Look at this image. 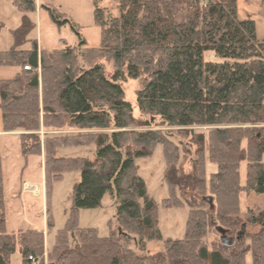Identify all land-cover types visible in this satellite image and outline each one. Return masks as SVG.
Returning a JSON list of instances; mask_svg holds the SVG:
<instances>
[{"label":"trees","instance_id":"1","mask_svg":"<svg viewBox=\"0 0 264 264\" xmlns=\"http://www.w3.org/2000/svg\"><path fill=\"white\" fill-rule=\"evenodd\" d=\"M12 1L22 25L12 33L14 49L0 52V67L20 73L0 81L3 130L26 133L19 136L25 157H44L47 199L65 173H80L81 181L66 226L46 252L44 231L7 232L0 153V264H11L17 246L22 264H46V258L48 264H247L250 253L253 264H264V212L241 208L243 194L264 195V41L254 22H238L237 0H115L118 18L93 0L101 30L96 49L57 8L42 6L58 28L70 24L80 40L76 48L52 51L29 40L36 1ZM26 43L29 50L19 49ZM102 60L112 64L111 74L97 64ZM143 76L138 108L158 118L159 129L135 118L121 86ZM42 127L76 133L42 137ZM175 135L190 139L191 148L175 142ZM160 145L170 192L163 203L188 206L186 235L165 241L161 255H141L163 235L137 162L153 157ZM75 148H95V157L59 156ZM209 163L217 166L210 176ZM106 195L116 201L118 230L101 237L79 226V213L101 207ZM205 198L214 200V211ZM46 218L49 233V210ZM248 227L261 230L252 234ZM218 228L227 231V244ZM213 235L220 241L211 242Z\"/></svg>","mask_w":264,"mask_h":264},{"label":"rangeland","instance_id":"2","mask_svg":"<svg viewBox=\"0 0 264 264\" xmlns=\"http://www.w3.org/2000/svg\"><path fill=\"white\" fill-rule=\"evenodd\" d=\"M38 6L36 13L29 15L35 24V29L29 36V40L37 41L40 50L52 51L65 47H78L80 40L73 32L70 24L58 28L51 20L49 14L42 6L55 7L66 16V19L78 26L82 37L89 48H99L101 45V30L95 23L93 0H35ZM219 3L220 0H213ZM100 8L106 9L110 17H119L120 12L115 0H101ZM236 18L238 22H254L259 40L264 41V5L262 0H237ZM23 14L14 5L12 0H0V52L14 49L15 40L13 32L22 25ZM180 20V18H178ZM31 45L26 43L19 49L29 50ZM213 59V57H209ZM109 74L113 72L112 64L105 60L99 61ZM40 72V71H39ZM20 73L19 68L0 67V81L14 79ZM148 78L128 79L121 84L127 101L132 105L134 116L137 119L148 120L153 128L160 122L158 118L143 116L137 103V94L146 85ZM165 131L177 129L160 128ZM42 137L49 135H65L76 133L69 130L45 131L42 127L39 132ZM26 134L22 131L5 133L3 130L2 113L0 110V153L2 159L3 180L6 200L7 232L17 234L20 230H39L45 232L46 252L51 250L55 242V234L64 229L71 209V198L75 187L81 181V174L77 172L65 173L63 178L55 181L50 186V195L46 197V175L44 157L40 155L24 156L19 136ZM44 139V138H42ZM174 141L181 146L191 148L190 139L174 136ZM95 148L64 149L59 152L61 158L93 159ZM139 175L146 181L148 191L158 207L159 228L163 235V241L151 242L141 255L158 256L164 253V243L168 240H182L186 235V226L189 214L188 206L168 208L163 201L169 198L170 192L164 181L165 161L163 148L158 146L153 157L139 160ZM190 170V164L186 166ZM217 171V166L209 163L207 173L210 176ZM242 183L245 182L246 164L241 167ZM27 183V184H26ZM30 184V185H29ZM34 185V186H33ZM30 188H29V187ZM40 187L38 195L34 187ZM23 187L27 191L23 192ZM178 196L181 194L178 192ZM243 211L252 209L256 213L264 212V195H246L241 197ZM53 219L54 228L48 233L47 212ZM79 226L83 229H97L101 237H108L111 230H118L117 204L110 196L106 195L101 207L94 210H82L79 213ZM260 227H248V233H257ZM211 242L220 241V236H211ZM137 250L136 245L133 247ZM46 264L47 258L45 259ZM11 264H22L21 248L17 246L11 257ZM247 264H253L252 254L247 257Z\"/></svg>","mask_w":264,"mask_h":264},{"label":"water","instance_id":"3","mask_svg":"<svg viewBox=\"0 0 264 264\" xmlns=\"http://www.w3.org/2000/svg\"><path fill=\"white\" fill-rule=\"evenodd\" d=\"M209 205H210V209L212 211L215 210V206H214V200L212 198H205L204 199ZM218 233L221 235L222 237V241L227 244L229 242V239L227 238V231H225L224 229L222 228H218ZM119 233L122 234V230L120 229L119 230ZM240 237H243V234H240Z\"/></svg>","mask_w":264,"mask_h":264},{"label":"crops","instance_id":"4","mask_svg":"<svg viewBox=\"0 0 264 264\" xmlns=\"http://www.w3.org/2000/svg\"><path fill=\"white\" fill-rule=\"evenodd\" d=\"M262 4L264 5V0H262ZM26 184H27V183H26ZM29 185H30V184H29ZM33 186H34V185H33ZM28 187H29V186H28ZM29 188H30V187H29ZM34 189L36 190V191H35V194L38 195L39 192H40V187L35 186ZM23 192H26V193H27V191L24 189V187H23Z\"/></svg>","mask_w":264,"mask_h":264},{"label":"built area","instance_id":"5","mask_svg":"<svg viewBox=\"0 0 264 264\" xmlns=\"http://www.w3.org/2000/svg\"><path fill=\"white\" fill-rule=\"evenodd\" d=\"M206 1H207V0H204V2H206ZM29 69H30L29 67L26 68V70H29Z\"/></svg>","mask_w":264,"mask_h":264}]
</instances>
